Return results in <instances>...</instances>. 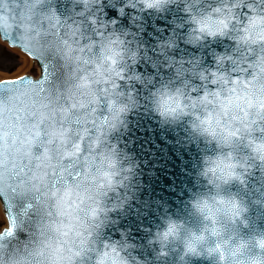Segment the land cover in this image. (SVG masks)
Here are the masks:
<instances>
[{"label": "clouds", "instance_id": "obj_1", "mask_svg": "<svg viewBox=\"0 0 264 264\" xmlns=\"http://www.w3.org/2000/svg\"><path fill=\"white\" fill-rule=\"evenodd\" d=\"M170 2L125 0L120 10L162 12ZM43 4L5 0L0 5V27L55 65L43 85L38 83L44 73L40 65L30 77L32 84L0 94V200L6 194L18 217L14 238L3 241L4 264H85V257L93 264H144L126 252L130 242L98 245L110 209L118 207L106 198L128 178V166L122 167L110 139L135 102L131 90L125 98L121 81L140 80L135 70L129 75V64L146 55L144 45L131 43V29L112 26L101 0H78L65 17L54 8L43 11ZM183 11L190 25L185 43L196 46L227 37L235 46L216 54L218 67L197 70L198 58L188 68L179 63L174 77L158 81L152 91V108L162 120L190 115L193 129L219 150L202 159L200 175L211 189L190 200L202 218L200 230L168 217L149 240L158 244L161 255L181 241L185 253L198 255L203 245L220 264H264V256L248 255L250 239L228 232L229 222L242 221L246 208L234 193L224 191L225 185L244 183L250 156L264 161L257 147L264 144V7L246 0H188ZM175 44L174 37L157 41L165 67L176 59L170 55ZM29 60L39 63L33 56ZM226 64L229 70H223ZM185 72L203 85L192 84ZM240 145L249 155L239 151ZM11 227L6 215L0 237ZM210 237L215 238L212 245ZM253 239L256 248L264 249V235Z\"/></svg>", "mask_w": 264, "mask_h": 264}, {"label": "water", "instance_id": "obj_2", "mask_svg": "<svg viewBox=\"0 0 264 264\" xmlns=\"http://www.w3.org/2000/svg\"><path fill=\"white\" fill-rule=\"evenodd\" d=\"M187 2L188 0H171L162 12H140L128 7H124L121 12V5L125 4V0H101L106 19L115 28L131 29L128 32L130 38L134 37L131 43L136 46L143 43L141 51L146 55L136 65L129 64V75L135 70L140 74V80L121 81L125 98L131 90L135 102L110 139L117 146L122 167L128 166V178L117 193L106 198L109 205L116 201L118 207L110 209L108 219L102 225L98 245L102 246L105 240H118L121 244L130 242L131 246L126 252L140 258L144 264H220L217 256H210L203 245L198 255L189 254L184 252L181 241H175L168 245L167 254L161 255L158 244L149 240L168 217L183 221L196 231L200 230L202 218L194 213L190 200L194 194L211 189L206 178L200 175L202 159L205 154H213L219 150L214 141H208L193 129V118L190 115L166 122L151 105V94L158 86V81L173 78L179 63L188 68L198 58L197 70L218 67L215 64L216 54L230 52L235 46V42L227 37L206 39L196 46L185 43L190 27L185 23L187 13L183 11ZM203 2L216 3L217 0ZM246 2L264 7V0ZM77 6L78 0H44L42 10L54 8L61 17H65ZM137 32L140 33L139 36H136ZM0 35L11 44L26 50L41 65L42 59L37 54L31 53L14 39ZM169 37H174L176 41L170 53L176 59L165 67L168 62L156 50V44L158 40ZM230 67L231 65L226 64L223 70H229ZM185 78L191 79L194 85H203L199 77L191 73L185 72ZM201 90L202 88L197 89ZM239 151L249 155L244 145L239 146ZM249 163L251 168L245 173L243 184L233 182L224 186V191L234 193L246 208L242 221L238 220L234 225L229 222L228 232L234 231L237 237L252 241L248 255L264 256V249L256 248L253 239L257 235H264V161L250 156ZM2 202L7 215L11 202L5 198ZM214 242L215 238L210 237L208 244L212 245ZM84 260L85 264H93L88 257Z\"/></svg>", "mask_w": 264, "mask_h": 264}, {"label": "snow or ice", "instance_id": "obj_3", "mask_svg": "<svg viewBox=\"0 0 264 264\" xmlns=\"http://www.w3.org/2000/svg\"><path fill=\"white\" fill-rule=\"evenodd\" d=\"M8 2H11V0H8ZM4 3H5V0H0V5H3ZM2 11H3V8L0 7V12H2ZM0 34H3L8 39H14V40L16 39L14 33L6 31L3 27H0ZM26 49H28V48H26ZM30 52L34 53L31 50H30ZM34 54H36V53H34ZM40 58L42 59L41 65L43 66L44 73H43V78L38 83L43 85L53 75V73L55 71V65H49L48 63H46L44 57H42V56ZM50 67L52 69V72L49 71ZM32 83H33L32 79L28 76L22 77L21 79L6 80L4 83L0 84V94H3V92L6 88L12 89V88L19 87L20 85H29ZM228 103L231 104V100H229ZM262 107H264V105H262ZM218 123H219V121H218ZM257 147L260 151L264 152V144L257 145ZM230 174L231 173H229V175ZM4 198L7 201H10L9 197L6 194L4 195ZM7 216L12 222V227L3 233V237H0V264H4V251H5L4 244H3L4 238H8L9 240L14 238L13 230L16 229L17 223H18V217L13 212V204L12 203H10L8 206ZM20 223L23 224V221H20ZM222 255H223V253H222Z\"/></svg>", "mask_w": 264, "mask_h": 264}, {"label": "rangeland", "instance_id": "obj_4", "mask_svg": "<svg viewBox=\"0 0 264 264\" xmlns=\"http://www.w3.org/2000/svg\"><path fill=\"white\" fill-rule=\"evenodd\" d=\"M26 71L35 74L37 71L35 63L18 49L9 47L5 42L0 43V80L17 77ZM3 220L0 207V222Z\"/></svg>", "mask_w": 264, "mask_h": 264}]
</instances>
